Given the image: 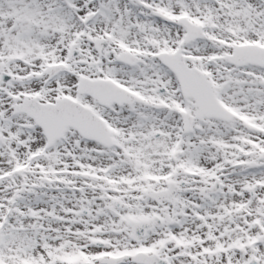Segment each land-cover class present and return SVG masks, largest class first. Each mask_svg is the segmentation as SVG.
<instances>
[{
    "label": "snow or ice",
    "instance_id": "6c2138e0",
    "mask_svg": "<svg viewBox=\"0 0 264 264\" xmlns=\"http://www.w3.org/2000/svg\"><path fill=\"white\" fill-rule=\"evenodd\" d=\"M0 264H264V0H0Z\"/></svg>",
    "mask_w": 264,
    "mask_h": 264
}]
</instances>
